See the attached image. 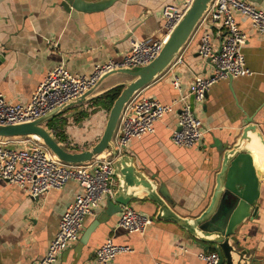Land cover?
<instances>
[{"label":"crops","instance_id":"0c3cea01","mask_svg":"<svg viewBox=\"0 0 264 264\" xmlns=\"http://www.w3.org/2000/svg\"><path fill=\"white\" fill-rule=\"evenodd\" d=\"M62 1L0 0V93L7 101H29L45 74L59 64L71 73L89 74L96 64L121 59L129 51L132 38L164 37L162 8L185 7L183 0H115L104 9L86 12L72 7L66 10ZM254 5L264 12V0ZM233 15L246 34L242 53L251 75L221 79L210 87L203 103H195L189 85L196 76H208L214 70L213 64L197 52L202 32L199 27L169 66L139 91L162 104H171L172 110L155 123L152 133L131 140L124 153L138 171L157 183V190L161 187L172 211L181 217L198 215L208 205L220 170L222 146L236 142L243 121L253 119L256 131L264 138V35L252 27L246 15L236 10ZM209 31L217 50L225 32L219 24L210 25ZM174 77L179 80V89L171 83ZM127 81L129 76L121 73L105 77L90 99L54 116L56 130L44 126L70 151L88 149L102 135L109 112L96 109L91 98ZM180 95L191 102L202 124L203 136L191 148L176 146L170 138L180 109L174 100ZM8 140L9 145L20 148L28 139ZM66 140L73 145H65ZM259 182L254 203L257 212L242 220L232 238L239 249L247 250L253 264H264V178L259 177ZM117 183L116 178L115 190ZM78 191L77 182L69 181L61 189L33 198L0 178V264H30L43 257L62 213ZM137 195L127 205L153 218L143 235L117 226L120 212L105 217V197L84 221L79 238L90 225L93 230L80 253H75L78 238L58 255L55 264H74L77 257L76 264H97L95 250L109 238L115 244L129 245L132 251L117 255L108 264H205L198 253L215 250V244L197 242L178 223L156 219L158 205L145 191Z\"/></svg>","mask_w":264,"mask_h":264},{"label":"built area","instance_id":"2783aa9c","mask_svg":"<svg viewBox=\"0 0 264 264\" xmlns=\"http://www.w3.org/2000/svg\"><path fill=\"white\" fill-rule=\"evenodd\" d=\"M183 1L184 9L174 5H165L162 8L164 37L132 38L129 51L121 59H108L96 64L89 74L71 73L63 64H59L45 74L27 102L12 103L0 93V124L34 120L81 96L107 73L115 69L140 67L152 61L192 0ZM234 10L246 15L252 27L264 35V12L257 9L253 2L212 0L197 25V28H202L197 52L200 57L213 64L214 70L208 76H196L189 85L188 92L195 103H203L208 90L217 81L228 76L252 74L242 53L246 34L237 25ZM212 24H219L225 32L223 41L217 48L218 53L211 42L209 27ZM171 83L174 88H180L177 77H174ZM174 102L180 103V109L177 126L171 131V141L179 147H194L203 136L201 121L186 96L180 95ZM171 110V104H162L157 99L140 95L138 92L122 109L111 146L91 161L82 164L60 160L43 142L33 136H24L31 143L20 148L9 145V138L0 137V178L15 184L28 196L36 198L50 190L61 189L69 181H75L79 185V191L59 219L58 228L45 254L30 264H55L58 255L70 243L78 240L86 217L94 214L105 197H113L116 179L114 160L124 153L131 140L152 133L155 123L162 120ZM64 144L73 145L69 140ZM152 222L150 216L124 205L117 226L129 233L143 235ZM131 251L129 245L115 244L113 239L109 238L96 248L94 259L97 264H108L117 255ZM198 257L205 264H219V256L215 250L201 251Z\"/></svg>","mask_w":264,"mask_h":264},{"label":"water","instance_id":"95a60500","mask_svg":"<svg viewBox=\"0 0 264 264\" xmlns=\"http://www.w3.org/2000/svg\"><path fill=\"white\" fill-rule=\"evenodd\" d=\"M115 0H63L66 10L70 7L81 11L101 10L111 5ZM212 0H192L185 10L181 20L172 29L159 54L146 65L136 68L115 69L104 75L91 89L68 102L61 104L52 111L34 120L0 124V137H24L36 135L48 149L60 160L71 164H82L91 161L104 152L112 144L118 119L124 106L144 86L156 79L173 61L197 28V25ZM260 3L261 0H248ZM217 53L219 50L216 51ZM2 55H0L1 58ZM115 73L131 77L127 82L118 83L122 90L113 101L108 112L105 128L99 140L82 151H70L63 147L44 124L61 111L78 105L90 99L92 92L107 76ZM232 78L231 76H228ZM113 86V87H115ZM112 88V87H111ZM93 98V97H92ZM243 130L235 143L223 145L220 154V170L216 175V186L208 205L198 215L181 217L173 212L168 198L163 195L157 183L143 175L133 165L127 153L118 156L113 162L114 174L117 178V189L113 197L106 200L102 214L107 217L121 212L122 206L138 198V193L146 192V196L158 205L156 219L169 220L178 223L191 234L193 240L200 243H214V249L219 256V264H253L254 259L248 257L247 250L239 249L238 242L232 240L236 228L244 218L253 217L257 212L254 203L259 196V177L264 178V166L259 169L254 161L247 143L251 141L249 133H255L264 147V138L256 131L253 119L243 121ZM218 147V146H217ZM153 219V218H152ZM93 230L90 225L82 233L78 241L76 254L80 253L82 244ZM237 257V259H234ZM78 257L74 264H76Z\"/></svg>","mask_w":264,"mask_h":264},{"label":"trees","instance_id":"16d2710c","mask_svg":"<svg viewBox=\"0 0 264 264\" xmlns=\"http://www.w3.org/2000/svg\"><path fill=\"white\" fill-rule=\"evenodd\" d=\"M122 88H123L122 86L112 87V88L108 89L107 91L103 92L102 94L91 98L90 103L92 105H94L96 109L97 108H104L107 111H109L112 104H113V101L118 96V94L120 93ZM53 118L54 117H52L50 120H48L46 124H47L49 129L53 128L56 130V127L52 122ZM57 140H59L58 137H57Z\"/></svg>","mask_w":264,"mask_h":264},{"label":"bare ground","instance_id":"6f19581e","mask_svg":"<svg viewBox=\"0 0 264 264\" xmlns=\"http://www.w3.org/2000/svg\"><path fill=\"white\" fill-rule=\"evenodd\" d=\"M168 36L166 37V39ZM251 136V141L247 143V148L251 151L256 166L261 169L264 166V147L260 142L259 137L256 136L255 133H249ZM34 138H36L38 141H41V138H39L36 135H32Z\"/></svg>","mask_w":264,"mask_h":264},{"label":"rangeland","instance_id":"374dc122","mask_svg":"<svg viewBox=\"0 0 264 264\" xmlns=\"http://www.w3.org/2000/svg\"><path fill=\"white\" fill-rule=\"evenodd\" d=\"M131 79V77L129 76V80ZM62 128H63V130H65V126L63 125L62 126ZM26 137V136H25ZM25 139H27V138H25ZM25 144H28V143H31V141L30 140H26L25 142H24Z\"/></svg>","mask_w":264,"mask_h":264}]
</instances>
